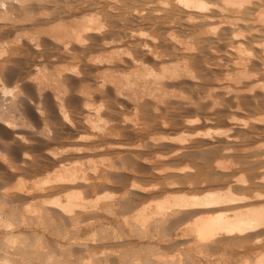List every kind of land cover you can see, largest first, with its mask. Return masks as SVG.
<instances>
[{"label": "rangeland", "instance_id": "374dc122", "mask_svg": "<svg viewBox=\"0 0 264 264\" xmlns=\"http://www.w3.org/2000/svg\"><path fill=\"white\" fill-rule=\"evenodd\" d=\"M156 1L0 0V209L29 208L27 220L18 218L5 238L0 234V264H145L154 259L144 249L148 239H141L139 225L120 224L123 216L172 196H204L227 186L264 195V30L245 24L234 29L215 18L211 34L200 35L173 0L163 6ZM83 15L96 18L86 41L58 34L73 27L72 20L85 24ZM232 30L243 35L235 38L239 42ZM237 42L243 53L237 54ZM136 66L159 81L147 86L142 78L135 88ZM135 94L139 102H133ZM74 172L87 181L60 180ZM72 192L86 200L114 199L85 213L75 208L78 232L49 203ZM43 201L49 219L37 220L33 208L44 207ZM109 203H115L114 213L100 210ZM170 214L163 236L183 227L176 226L180 214ZM90 217L102 220V228ZM148 227L151 235L155 226ZM234 247L227 251L233 264L255 260L256 254Z\"/></svg>", "mask_w": 264, "mask_h": 264}, {"label": "bare ground", "instance_id": "6f19581e", "mask_svg": "<svg viewBox=\"0 0 264 264\" xmlns=\"http://www.w3.org/2000/svg\"><path fill=\"white\" fill-rule=\"evenodd\" d=\"M40 1H42V0H39V2ZM117 1H119V0H117ZM152 1H154V0H152ZM167 1L168 0H157L156 2L161 3L163 6V4L164 3L166 4ZM173 1L179 9H181L187 13L186 21L188 20L187 21L188 23L193 22L194 25L196 24V27L198 26V28L200 30H202L200 35H202L205 32H206L205 34H211V31H213V28L216 27L215 25H214V27L211 26V24L215 18L216 19L218 18L217 23L219 22L220 25H228L229 27H233L234 29H235V27H239L240 25L245 24L246 26L251 25V27L258 25V26H261L262 29L264 30V0H221L220 2H219V0L218 1L217 0L216 1H214V0H210V1H208V0H173ZM1 6L4 7V4H1ZM98 6H99V4H98ZM98 6L96 5V7H98ZM171 9H173V8H171ZM177 11H178V9H177ZM99 12H97L96 16H95L96 18L98 17V19H99V15H101V14H99ZM93 13H95V12L93 11ZM90 14H91V12H90ZM248 14H249V16H248ZM85 16L87 17V19L85 18ZM85 16L84 15L80 16V17H84L83 21L85 20V22H86L85 24H84V22L82 24V21H81L82 19H80V17H79L78 19H80V20H77L76 22H75V20H72L73 22L72 21L70 22L71 24L74 23V25L76 23L75 26L73 25L74 28L70 24L71 25L70 29H72V30H70L69 28L66 27L67 30H65V33H64V30H63V32H61V30H60L61 33L59 31H57V32H59L58 34L63 33L62 36H64L66 34V31H67L68 36H66L67 34L65 35L67 38L69 37L68 39L66 38L67 41L69 39L72 40V38H73L74 41L76 40L79 43H83L84 41H86V39L84 38V34L86 32H90L92 30V27H90V24L94 23L95 22L94 20L96 19V18H94V19L92 18L94 16V14L91 17L88 15L89 18L87 15H85ZM246 16H248V18H246ZM249 17H250V19H249ZM61 23L62 22H60V24ZM66 24H67V22L65 23V25ZM68 24H67V26H68ZM77 24H78V26H77ZM59 26H61V27H59ZM64 26L62 27V25H59V23H58V27L60 29L61 28L65 29ZM210 26H211V28H210ZM49 28H52V27H49ZM68 29L70 30V32L68 31ZM96 29L99 32V30H101L102 27L100 29L97 26ZM239 29H241V28H239ZM253 29H255V28H253ZM47 30H48V28H47ZM55 30H58V29H55ZM215 30H214V32H215ZM237 30H235V31H237ZM249 30H252V29H249ZM257 30L258 29H255L252 31L258 32ZM209 31H210V33H208ZM231 32H233L232 33L233 35H231V36L233 37L234 40L238 41V39H235V38L239 37V40H240V37L241 38L243 37V35H241V33L239 31L234 33V31L232 30ZM261 35H264V34H260V36ZM57 36L61 37V35H57ZM252 38H253V36H252ZM174 39H176V38H174ZM256 39H254V40H256ZM261 40L263 41L264 38ZM177 41H176V43H177ZM179 41H181V40H179ZM179 41H178V45H180ZM65 42H66V40L64 41V43ZM261 43H262L261 45H263L262 51L264 52V42H261ZM65 44L67 45L68 42H66ZM181 44H182L181 46H185L184 41ZM187 45H188V43H187ZM187 45L185 47H187ZM233 45H234V43H233ZM242 45H241V43H238L237 47L235 46L236 51L238 52L237 54L243 53V48L241 47ZM63 46H64V44H63ZM66 49H67V47H66ZM64 51H66V50H64ZM244 51H246V50H244ZM151 55H153V54H151ZM241 55H240V57H241ZM154 56H155V54H154ZM262 57L264 60V53H263ZM262 57H260V58H262ZM244 59H247V58H244ZM238 61H239V63H238ZM241 61L242 60H237V62L234 61V63H236V65L243 66L242 63H240ZM136 67H140V66H136ZM71 71H73V70H71ZM58 74H57V77H58ZM161 76L163 77V75H161ZM237 76H239L240 79L244 78V74L242 72H239V74ZM142 78L147 80L146 81L147 86H151L152 84L155 85V83L157 81H159L158 75L152 74V72L150 70H147L144 67L143 68L140 67L138 76L136 77V79L134 81L131 82L132 85H134L136 88L137 87L136 83L138 82L139 79H142ZM171 78H172V76H171ZM142 88L145 89L144 86H142ZM134 90L133 91L136 92V89H134ZM138 94H139V92H138ZM147 95L149 96L150 94L147 93ZM133 98H135V99H133V102H139L141 97L139 95L135 94ZM95 113H97V111H95ZM192 122H194V121H192ZM90 126L93 129L98 128L95 121L91 120V119H90ZM60 180L63 182L72 184L78 180H79L78 182H80V180L85 181L86 179L83 176L77 175L74 172L68 176L61 177ZM238 181H239L238 183L239 184L241 183L243 186H245L247 184V182L244 181V179H242V180L239 179ZM242 185H241V187H242ZM131 186L135 187V188L139 187V186L134 185V184H132ZM233 188L235 189V187H233ZM233 188L230 186L229 187L227 186V188L222 192L221 191L213 192V193L208 192L204 196L203 195L202 196L201 195H198V196H196V195H190V196L181 195V196H179L178 195V197L172 196V198L169 197L171 199H168V198L163 199L162 202L159 201V202L155 203L154 206L146 204V205H143V207L141 209L137 210V212L135 214H133L132 216L131 215L130 216L125 215V217L123 216V219L121 221L122 223H120V224L125 225V226L128 225V228H129V225H131L132 223L139 225L141 232H143V234H140L141 239H142V237H143V240L145 237H147V239H148L147 243L145 242L146 245L143 244L146 247L145 246H143V247H145L144 249L148 248V250L150 252V256L152 257V259L154 258L153 260H150L151 259V258L149 259L150 256L149 257L146 256V257H148V259L150 261H152L151 264H185L184 261H186V258H188L189 264H233L232 261H234V258L232 260V258L228 256L229 252H230L229 250H231L230 248L232 246H235L236 248L241 249V250L244 249V251L246 250L244 253L245 255L253 254V253L256 254V258L253 262L248 260L250 262V263H248V262H246V260H244L243 262H246V263H243V264H264V195L260 194L258 191L252 192V189L250 190V187L248 188L249 190L244 189V187L239 188V189H237L238 188L237 187L235 190ZM139 189H141V188L139 187ZM250 191H251V193H249ZM125 195H126L125 193L122 194V196L120 197L121 201H126L127 197ZM113 199H114V196H111V195L108 196V194H106V196H104L103 198L99 195V198L96 196V198H94V199L86 200L82 196V193L72 192V193H68L65 195L64 201H60L58 199H55L54 201H51L49 203L51 204V206L54 205V206L58 207V210L60 209V211L65 213L69 217V219L68 218L67 219L70 223V227L73 228L74 230L75 229L78 230V228L81 224L80 223L81 218H79L80 217L79 215L77 216V214H75L76 211H74V210H77L75 208H78V210L80 209L82 212L85 213L86 212L85 210H88L89 208H92V210H93L97 207L96 208V210H97L98 209L97 205L100 201H102V202L105 200H107V201L112 200L113 201ZM129 201L127 203H129ZM43 202H40V204L42 203L41 205H44V204L47 205V203H45L46 201L44 203ZM114 204L112 205L109 203L108 205H105L102 208H100V210L104 211L105 213H114L113 212ZM132 204H133V201H130V203L128 204L129 205L128 207L125 208V206H127V205H125L124 206L125 211L126 210H128V211L132 210L131 209ZM46 205H44V207L39 205L38 208L36 206H35V208H33L34 209L33 213L38 214V215H36L37 220L38 219L39 220L40 219L45 220L44 218L45 217L47 218L49 216L47 213L48 210L46 211V208H45ZM115 207H116V205H115ZM15 208H14V206L11 207L9 212L6 214L1 213L2 208L0 209V230L4 229V230H2V232H0V234H1V237H3V238H5L7 236V232L10 231L9 229H13L12 228L13 224H14L13 221H16L18 218H21V220H22L21 222H23L24 221L23 219H25L23 217L26 215L25 213L28 214V209H29L28 206L26 207L27 209L24 208V210H22V211L17 209L18 212L15 210ZM172 208H175V210ZM169 210H170V212L172 210L174 211L171 213V214H173L172 218L177 217V215L180 214V216L178 215L179 216V219H178L179 223L176 221L177 222V224H176V222H175L176 226L178 224H182V223L183 224L185 223V224L184 225L182 224L183 227L180 229L177 227L178 229L177 230L175 229L176 231L171 230V231H175L172 234H169V232H168L169 235L163 236L162 232L168 230V229H166L167 228L166 227V223H167L166 218L170 214V213H168ZM88 212H89V210H88ZM77 213H78V211H77ZM65 214L63 216H65ZM111 215H113V214H111ZM36 216H35V219H36ZM86 216H87V214H86ZM31 217H33V216H31ZM94 218H96V217H93V219ZM48 219H49V217H48ZM89 219H91V220H89L90 222L94 221V220L98 221V220H96L97 218L92 220V218L90 217ZM25 220H27V219H25ZM58 220H60V219H58ZM46 221H47V219H46ZM48 221L51 222V219ZM101 221L102 220H99L97 222V225L99 224L97 226L98 228H96L94 226L96 229L102 228L103 225H102ZM17 222L19 224L20 220L18 219ZM17 222L15 223L16 225H17ZM87 223L88 224H86L85 227H87V226H88V228L90 226L93 227L92 225L94 223H89V222H87ZM150 225L155 226L154 227L155 230L153 228L154 232L151 235L147 231L148 229H150V227H148ZM131 226L133 227L134 225H131ZM134 227L136 228V226H134ZM147 227H148V229H147ZM172 229H174V228H172ZM48 230H49V228H48ZM101 230H103V229H101ZM79 231L80 230H78V232ZM132 231H134V230H132ZM158 232H159V234L161 233V235H162L161 237L158 235ZM134 233H136V232H134ZM137 233H138V231H137ZM139 233H140V231H139ZM95 234H96V232H95ZM156 234L158 237L156 236ZM149 235H150V237H149ZM184 237L185 238L189 237V239L191 238V241L189 242V244L183 245L182 243H176L175 244V242H173L176 238H178V240H179V239L184 238ZM251 241H252V244L250 245L251 247L248 246L249 247L248 248L246 245L248 244V242H251ZM11 242H13V241H11ZM224 242H230L232 245L228 246L229 244H224ZM36 247H37V245H36ZM139 247H141V246L139 245ZM34 249H36V248H34ZM28 251H29V249H28ZM227 251H229L228 254H227ZM32 252H33V250H32ZM231 252H232V250H231ZM34 254H36V252ZM145 260H146L145 264H150L149 260H148L149 262L147 261V259H145ZM236 260H238V259H236ZM132 261L134 262V260H132ZM137 262H138V260H137ZM5 263L6 264H12L8 261V259ZM124 263L125 262L123 261V264ZM236 263L237 262H235L234 264H236ZM3 264H4V262H3ZM127 264H129V263H127ZM238 264H239V261H238ZM240 264H241V261H240Z\"/></svg>", "mask_w": 264, "mask_h": 264}]
</instances>
